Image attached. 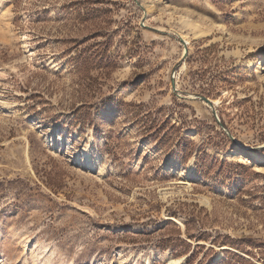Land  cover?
<instances>
[{"label": "rangeland", "instance_id": "374dc122", "mask_svg": "<svg viewBox=\"0 0 264 264\" xmlns=\"http://www.w3.org/2000/svg\"><path fill=\"white\" fill-rule=\"evenodd\" d=\"M0 264H264V0H0Z\"/></svg>", "mask_w": 264, "mask_h": 264}, {"label": "bare ground", "instance_id": "6f19581e", "mask_svg": "<svg viewBox=\"0 0 264 264\" xmlns=\"http://www.w3.org/2000/svg\"><path fill=\"white\" fill-rule=\"evenodd\" d=\"M188 15L190 16V18H189V16L180 15L179 18H180L181 24H183V26L189 27L192 30V33H193L195 38L208 35L209 30L204 28L200 23L201 20L204 22L205 21L207 22L208 20L206 18H204L202 15H200L197 12V10L193 7L190 8V12H188ZM191 15H192V17H191ZM216 28L223 30L224 26L221 25L220 23H216ZM184 43H186V44L189 43L185 36H184ZM216 103H217V101L214 102L213 104H216ZM231 152L234 154L240 153V151H238V150H233Z\"/></svg>", "mask_w": 264, "mask_h": 264}, {"label": "water", "instance_id": "95a60500", "mask_svg": "<svg viewBox=\"0 0 264 264\" xmlns=\"http://www.w3.org/2000/svg\"><path fill=\"white\" fill-rule=\"evenodd\" d=\"M172 86H173V83H172ZM203 100L205 101V102H207L210 106L212 105V101L211 100H209L208 98H203Z\"/></svg>", "mask_w": 264, "mask_h": 264}]
</instances>
